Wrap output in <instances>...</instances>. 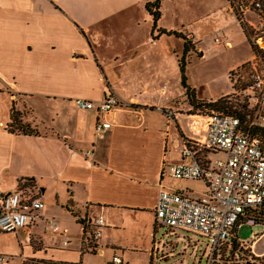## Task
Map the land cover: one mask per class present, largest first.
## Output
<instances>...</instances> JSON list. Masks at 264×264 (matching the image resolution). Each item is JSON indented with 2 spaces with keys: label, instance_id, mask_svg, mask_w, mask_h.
<instances>
[{
  "label": "crops",
  "instance_id": "1",
  "mask_svg": "<svg viewBox=\"0 0 264 264\" xmlns=\"http://www.w3.org/2000/svg\"><path fill=\"white\" fill-rule=\"evenodd\" d=\"M126 8L97 0H0V196L25 184L44 204L33 224L0 232L5 264H83L85 255L102 258L108 248L136 250L150 242L152 224L157 231L153 208L159 186H165L162 168L180 161L189 123L163 103L160 66L151 50H141L126 30L116 32L118 11ZM249 53L230 71L253 58L250 45ZM107 91L130 107L116 110L115 122L99 139L96 112L72 102H98ZM12 108L37 134L9 130ZM99 217L100 238L94 253L86 252L79 220ZM51 219L60 246L46 236ZM75 227L81 237L74 251L66 250Z\"/></svg>",
  "mask_w": 264,
  "mask_h": 264
},
{
  "label": "built area",
  "instance_id": "2",
  "mask_svg": "<svg viewBox=\"0 0 264 264\" xmlns=\"http://www.w3.org/2000/svg\"><path fill=\"white\" fill-rule=\"evenodd\" d=\"M230 3L231 10L239 16L238 22L243 23L241 15L247 12L260 19L256 25L250 21L249 26L244 24L250 31L251 42L264 50L262 0H253L250 4L230 0ZM213 44L216 49L231 48L223 32L214 37ZM253 59L261 62L254 56ZM236 71L237 68L235 75ZM252 77L251 90L259 91L254 97L252 121L254 125L264 128V83L258 74ZM72 105L82 111L96 112L94 134L99 139L115 122L116 110L130 107L109 91L98 102L76 99ZM198 117L202 121H196V124L193 121L188 133L181 136L180 161L172 165L164 164L161 177L199 182L202 191L159 186L153 217L156 229L164 228L173 235H176V231H183L204 238L206 246L210 248L208 262L212 263L213 254L228 245L242 225L257 226L253 220L241 221V218L248 209L258 207L264 201V149L257 138L239 132V121L235 117L215 112ZM86 155L90 157L92 152ZM43 207V202L29 187L19 185L14 191L0 196V232L16 233L33 224ZM102 226L100 217L84 221L85 249L95 248ZM45 231L52 235L58 233L53 219L47 221ZM263 235L264 226H261V231L251 232L247 241L240 242V247L252 250ZM67 244V240L62 243L63 246ZM254 255L262 257L264 252ZM6 261V257L0 254V264ZM111 264H122V260L114 253Z\"/></svg>",
  "mask_w": 264,
  "mask_h": 264
},
{
  "label": "rangeland",
  "instance_id": "3",
  "mask_svg": "<svg viewBox=\"0 0 264 264\" xmlns=\"http://www.w3.org/2000/svg\"><path fill=\"white\" fill-rule=\"evenodd\" d=\"M97 1L117 6L120 3L126 4V9L118 11L117 17L120 19L116 23V32L118 33L121 29L126 30L125 32L133 36L134 41L142 46L141 50H151V54L160 66V94L163 103L169 106L168 108L173 106L178 109L176 112L184 115L178 116L179 118L190 125L193 121H202V118L198 116L207 114L204 111L193 110L188 105L184 90L180 85L177 59L182 54V40L173 35L160 34L159 30L167 33L183 30L184 35L188 36L186 38L192 43L193 50L186 57L185 77L187 84L194 89L197 98L215 99L222 95L221 97L228 98L227 100L233 104H245L248 114L253 116L254 97L259 91L252 92L251 90L250 86L254 81L252 76L258 74L260 81L264 83V63L263 61L256 62L252 58L237 67V75L234 74L236 68L230 71L234 65L250 57L249 45L236 22L239 16L231 10L230 1L159 0L160 19L153 35H151L152 19L150 17L148 19L144 12V3L150 0ZM252 1L242 0L243 4H250ZM262 3L264 4V0ZM124 10L126 15L122 18L121 11ZM241 16L243 23L247 26H249L248 21L254 25L260 21L258 17L249 12ZM188 32H191L194 37H190L191 34ZM222 32L230 41L231 48L216 49L213 46L214 37ZM194 39L196 43L192 42ZM152 115L163 118L164 114L160 111H153ZM164 184L174 190L190 188L197 192L202 191V185L199 182L166 178ZM152 226L153 224L150 228V242L146 245H141L136 250L127 247L114 248L115 251H113V248H108L102 258L93 257L91 254L85 255L82 259L83 264H108L111 262L113 253L123 259V264H244L248 261L254 264H264V256L254 255L264 252V235L252 250L239 247L232 250L231 245L222 246L218 252L213 254L212 263H209L210 248L206 246L204 238L183 231H176V235H173L164 228L152 232ZM260 231V226L250 227L244 224L237 231V238L240 241H247L251 232ZM46 233L48 234L46 236H52L49 237V241H54L57 246L61 245V238L49 232ZM67 237L71 244L64 248L74 251L76 249L74 241H78V237H81L80 227H75L71 235Z\"/></svg>",
  "mask_w": 264,
  "mask_h": 264
},
{
  "label": "trees",
  "instance_id": "4",
  "mask_svg": "<svg viewBox=\"0 0 264 264\" xmlns=\"http://www.w3.org/2000/svg\"><path fill=\"white\" fill-rule=\"evenodd\" d=\"M144 8L147 14L152 19L151 35H153V32L156 30L157 23L160 19L159 0H150L145 4ZM237 20L240 21L239 18H237ZM239 25L250 45L251 52L254 58L264 62V50L259 49L256 45H254L251 42L250 31L247 28V26L242 22H239ZM158 33L165 34L167 36L173 35L174 37L182 40V44H183L182 54L177 59V64L180 73V85L184 90V96L186 98L188 105L193 110L204 111L207 115H209L211 112H215L221 115L235 117L239 121V127H238L239 132L257 138L261 142L264 149V128L258 127L253 124L252 117L248 114L247 106L245 104L243 105L233 104L232 102L228 101L227 100L228 98L226 97L224 98L221 97L214 101L199 99L196 97L194 89L190 88V86L187 84V80L185 77V69L187 64L186 57L189 55L190 51L193 50V45L190 42V40L187 39L182 32L173 31L167 33L165 31L159 30ZM7 127L9 128L10 131H18L25 135L37 134L36 131L32 130L28 125L23 124L21 122L18 112L14 111L13 108L11 110V122L9 125H7ZM24 186L28 187L25 184ZM248 219L253 220L257 226L260 227L264 226V201L258 207L248 209L241 218V221H245ZM79 224L84 227L83 220H79ZM228 245H231L232 250H235L237 247L241 248L240 240H238L237 234L233 235ZM85 251L94 252V248H90V249L86 248ZM22 264H68V263H55L52 261L29 259V260H25Z\"/></svg>",
  "mask_w": 264,
  "mask_h": 264
},
{
  "label": "water",
  "instance_id": "5",
  "mask_svg": "<svg viewBox=\"0 0 264 264\" xmlns=\"http://www.w3.org/2000/svg\"><path fill=\"white\" fill-rule=\"evenodd\" d=\"M245 264H254V263L248 261V262H245Z\"/></svg>",
  "mask_w": 264,
  "mask_h": 264
}]
</instances>
